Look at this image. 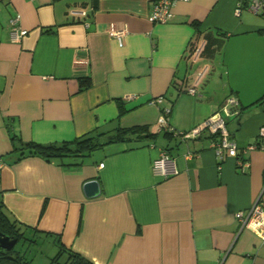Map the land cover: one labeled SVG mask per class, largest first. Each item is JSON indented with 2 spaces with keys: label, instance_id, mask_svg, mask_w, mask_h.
I'll return each instance as SVG.
<instances>
[{
  "label": "crops",
  "instance_id": "0c3cea01",
  "mask_svg": "<svg viewBox=\"0 0 264 264\" xmlns=\"http://www.w3.org/2000/svg\"><path fill=\"white\" fill-rule=\"evenodd\" d=\"M244 2H175L160 24L151 0H0V210L26 228L24 241L60 244L93 264H264V239L235 217L264 196V151H245L264 126V13ZM15 14L28 32L18 40L8 26ZM111 26L127 31L122 47ZM199 38L206 46L191 64ZM80 78L91 86L81 91ZM230 97L239 108L227 115ZM216 114L238 158L218 157L207 131L184 137ZM117 128L137 131L79 167L15 161L12 136L49 144ZM162 153L176 176L152 173ZM89 181L96 197L85 194Z\"/></svg>",
  "mask_w": 264,
  "mask_h": 264
},
{
  "label": "built area",
  "instance_id": "2783aa9c",
  "mask_svg": "<svg viewBox=\"0 0 264 264\" xmlns=\"http://www.w3.org/2000/svg\"><path fill=\"white\" fill-rule=\"evenodd\" d=\"M152 1V9L150 13V19L153 23L164 24L169 22L173 15L171 12V8L175 2H188L189 0H151ZM246 9L255 15H260L264 13V1L263 0H245L244 2ZM243 3L239 2L236 6V15L241 13V8ZM72 15L84 16L85 13L83 11H74L71 12ZM21 16L19 14H15L9 19L8 26L10 32L13 36V40H18L25 35H27V31L21 29L20 27ZM108 34L110 37L114 38L119 47H122L124 44V38L127 35V31L125 28L111 26L108 30ZM206 46V41L204 39H200L196 44L191 46L188 50L187 60L189 63H196ZM204 70L200 71L195 79L194 85L189 88V94L196 93V87L198 86L199 81L202 79L204 75ZM162 102V98H157L152 100V104H159ZM238 102L236 98L230 97L225 100L222 109L227 114H234L238 111ZM164 116L160 118V125L162 127L166 126L165 116L169 113V110H163ZM207 131L211 136L214 135L218 137V142H213V148L216 152V155L219 157L222 153H225L229 157L238 158V146L237 144L231 140L230 133L226 128V124L224 119L216 114L195 127L193 130L184 135L185 138H196L199 137L203 132ZM258 140L254 145H249L245 148V151H253V150H261L264 151V126H262L258 131ZM240 166H247L245 161H237ZM103 167V164L100 165ZM2 169V164H0V172ZM152 173L155 176H158L162 179H167L169 177L176 176L178 174V170L176 167L175 160L168 154L162 153L156 160L152 163ZM235 217L241 221L243 227H249L253 224L252 228H255L256 231L260 234V236L264 239V196L263 194L258 197V199L254 202L251 208L247 211L246 214L242 212H237Z\"/></svg>",
  "mask_w": 264,
  "mask_h": 264
},
{
  "label": "trees",
  "instance_id": "16d2710c",
  "mask_svg": "<svg viewBox=\"0 0 264 264\" xmlns=\"http://www.w3.org/2000/svg\"><path fill=\"white\" fill-rule=\"evenodd\" d=\"M91 86L89 78L79 79L81 91ZM135 128H117L115 133L107 136L106 133L97 131L90 132L72 141L38 144L34 142H22L17 136H12L13 152H18L15 161L24 157L36 156L47 162L57 163L61 167H79L94 151L103 147L105 144L123 139L128 133H135ZM0 231L16 236L19 241L26 240V228H21L9 219L0 210ZM35 242V241H34ZM0 264H32L21 251H3L0 249ZM49 264H93L76 252L57 244L55 254L50 258Z\"/></svg>",
  "mask_w": 264,
  "mask_h": 264
},
{
  "label": "rangeland",
  "instance_id": "374dc122",
  "mask_svg": "<svg viewBox=\"0 0 264 264\" xmlns=\"http://www.w3.org/2000/svg\"><path fill=\"white\" fill-rule=\"evenodd\" d=\"M14 250H21V253L24 254L26 258H29L32 264H49L50 258L56 252L45 242H39L37 246L31 247L30 244L24 240L19 241L14 247Z\"/></svg>",
  "mask_w": 264,
  "mask_h": 264
},
{
  "label": "water",
  "instance_id": "95a60500",
  "mask_svg": "<svg viewBox=\"0 0 264 264\" xmlns=\"http://www.w3.org/2000/svg\"><path fill=\"white\" fill-rule=\"evenodd\" d=\"M144 137V136H143ZM84 191L87 197H96L99 194V186L95 181H89L84 186ZM18 242L16 236H10L0 231V249L11 251Z\"/></svg>",
  "mask_w": 264,
  "mask_h": 264
},
{
  "label": "flooded vegetation",
  "instance_id": "af4514ba",
  "mask_svg": "<svg viewBox=\"0 0 264 264\" xmlns=\"http://www.w3.org/2000/svg\"><path fill=\"white\" fill-rule=\"evenodd\" d=\"M18 242H19V240H18ZM18 242H17V243H18ZM3 251H4V250H3Z\"/></svg>",
  "mask_w": 264,
  "mask_h": 264
}]
</instances>
